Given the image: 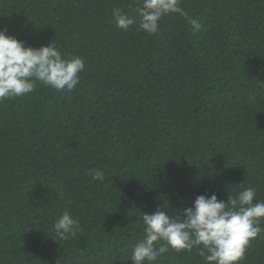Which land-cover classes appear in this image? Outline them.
I'll return each instance as SVG.
<instances>
[{
	"label": "trees",
	"instance_id": "16d2710c",
	"mask_svg": "<svg viewBox=\"0 0 264 264\" xmlns=\"http://www.w3.org/2000/svg\"><path fill=\"white\" fill-rule=\"evenodd\" d=\"M141 0H0V29L85 61L70 93L0 101V264H133L139 217L243 187L264 200V0H180L148 35ZM105 173L93 181L90 170ZM65 210L81 229L60 240ZM264 228V218L259 221ZM154 264H205L169 249ZM241 264H264V233Z\"/></svg>",
	"mask_w": 264,
	"mask_h": 264
},
{
	"label": "clouds",
	"instance_id": "9594fccd",
	"mask_svg": "<svg viewBox=\"0 0 264 264\" xmlns=\"http://www.w3.org/2000/svg\"><path fill=\"white\" fill-rule=\"evenodd\" d=\"M183 16L193 31L201 24L180 6V0H141L137 8L138 21L121 8L112 9L115 26L127 31L136 24L148 35L159 31L160 21L169 15ZM85 61L79 57H64L50 42L39 48L0 29V101L20 97L34 91L36 82L58 92L70 93L80 81ZM93 181H104L105 173L90 170ZM227 202L215 193L197 195L189 207L167 212L160 206L139 217L143 238L131 252L133 264H154L169 249L177 252L197 250L205 264H241L253 240L264 233L259 221L264 218V200H257L256 190L243 187ZM60 240L74 237L81 229L79 221L65 210L53 224Z\"/></svg>",
	"mask_w": 264,
	"mask_h": 264
}]
</instances>
